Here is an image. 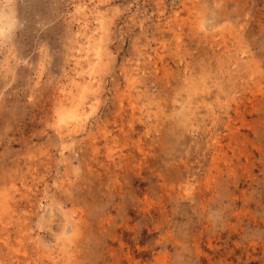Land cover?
Segmentation results:
<instances>
[{
  "label": "rangeland",
  "instance_id": "1",
  "mask_svg": "<svg viewBox=\"0 0 264 264\" xmlns=\"http://www.w3.org/2000/svg\"><path fill=\"white\" fill-rule=\"evenodd\" d=\"M40 6L41 0H0V36L26 17L39 33L33 13ZM245 12L264 40V0H72L66 67L47 73L48 47L41 42L25 97L31 111L0 113V264H81L69 231L72 217L84 215L72 200L81 173L104 176L120 189L126 174L141 170L148 186L139 204L154 213L149 222L159 233L147 246L150 264H198L200 256L227 264L231 249L212 230L213 220L219 223L227 200L246 201L264 188V140L240 131L264 127V119H248L264 114V61L246 51L243 23L230 20L243 22ZM114 29L127 43L116 76L107 46ZM15 73L6 56L0 59V78ZM75 105L78 116L68 113ZM76 117L82 125L70 126ZM190 147L207 160L192 198ZM240 181L249 188L237 197L229 187ZM234 215L247 216L246 207ZM194 223L201 227L192 231ZM118 244L110 249L113 264H145Z\"/></svg>",
  "mask_w": 264,
  "mask_h": 264
},
{
  "label": "clouds",
  "instance_id": "2",
  "mask_svg": "<svg viewBox=\"0 0 264 264\" xmlns=\"http://www.w3.org/2000/svg\"><path fill=\"white\" fill-rule=\"evenodd\" d=\"M178 0H173L177 4ZM72 0H41V6L34 10L33 15L40 23L35 27V21L26 17L18 25V30H11L0 36V59L5 56L16 66V73L13 79L0 78V113L9 115V110L16 112L31 111V106L26 102L28 85L35 71L37 61L36 49L41 42L48 47L49 61L47 73L59 74L64 67L66 25L65 14L70 11ZM5 8L9 4L5 3ZM229 19V18H228ZM249 14L245 12L243 22L238 18L230 19L236 24L243 23L242 40L246 45V51H250L257 58L264 61V40L258 38V33L249 27ZM107 46L111 48L114 61L110 65L111 75L116 76L118 64L121 57L126 55L127 43H122V38L117 30H113ZM250 120L264 119L261 112L253 113L248 117ZM243 137L248 139L264 140V127L242 128ZM257 159L261 153H253ZM187 159L193 161V171L189 174L186 182L192 186V198L198 187L199 171L207 164V160L199 153L197 147L193 152L191 147L185 153ZM253 172L259 177L261 167L258 165ZM147 173L143 170L139 175L130 172L125 175L122 188H114L107 178L102 176L97 180L82 172L80 179L72 190V200L84 211L83 219L72 217L70 234L73 235L77 246L80 248L79 260L81 264H113L110 256V249L119 247L118 242L122 241L131 251L132 256L145 264H150L153 259V250L147 246L152 241H157L159 233L154 231V226L149 222V217L154 213L142 210L139 202L144 197L143 189L147 188L148 181L143 179ZM252 187H256L253 185ZM249 185L240 181L234 187H229V192L235 196L245 192ZM184 191V189H183ZM246 207L247 216L234 215V209ZM111 216V223L106 227L98 226L99 222ZM195 221V217H193ZM230 224L236 225V230L230 228ZM201 227L200 223H194L192 231ZM213 231L219 230V237L225 242V248L231 249V254L224 257L227 264H264V188H261L257 196L249 197L246 201L240 199H229L223 204V210L217 224L214 218L211 225ZM164 229L161 228L160 231ZM116 236L118 240H113ZM235 242V243H234ZM166 243V242H165ZM256 244V251L251 256L246 255L251 251L250 245ZM239 244L240 247H236ZM163 245L157 243L154 250L159 251ZM170 252L175 249L167 245ZM221 249L217 255H223ZM255 257V258H253ZM198 264H208L205 257L198 258Z\"/></svg>",
  "mask_w": 264,
  "mask_h": 264
},
{
  "label": "bare ground",
  "instance_id": "3",
  "mask_svg": "<svg viewBox=\"0 0 264 264\" xmlns=\"http://www.w3.org/2000/svg\"><path fill=\"white\" fill-rule=\"evenodd\" d=\"M98 45V44H97ZM96 45V46H97ZM101 51V50H100ZM100 51L97 49V51L95 52L96 53V55L98 56V58H100V56H101V54H100ZM99 60V59H98ZM98 62V61H97ZM76 106V105H75ZM73 107V106H72ZM77 108H72L73 110L72 111H68V113L70 114V115H72V113H73V115H76V116H78L79 114V112H76L77 111V109L79 110V107L78 106H76ZM75 112H76V114H75ZM67 118V117H66ZM72 118V117H71ZM64 119V118H63ZM83 121V120H82ZM82 121H80V122H77V117L75 118V120L74 121H69L70 122V126H81L82 125ZM63 122L65 123V119L63 120ZM69 122L67 123V124H69ZM66 124V123H65ZM59 126H61V125H59ZM67 126H69V125H67ZM66 126V127H67ZM72 126V127H73ZM65 127V126H64ZM69 129V128H68ZM62 130H63V128H62Z\"/></svg>",
  "mask_w": 264,
  "mask_h": 264
}]
</instances>
